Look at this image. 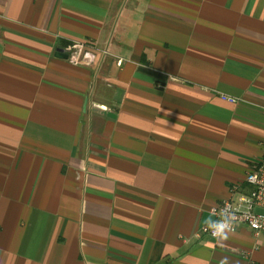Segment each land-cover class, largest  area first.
I'll list each match as a JSON object with an SVG mask.
<instances>
[{"label": "crops", "instance_id": "obj_1", "mask_svg": "<svg viewBox=\"0 0 264 264\" xmlns=\"http://www.w3.org/2000/svg\"><path fill=\"white\" fill-rule=\"evenodd\" d=\"M263 151L264 0H0V264H264Z\"/></svg>", "mask_w": 264, "mask_h": 264}, {"label": "built area", "instance_id": "obj_2", "mask_svg": "<svg viewBox=\"0 0 264 264\" xmlns=\"http://www.w3.org/2000/svg\"><path fill=\"white\" fill-rule=\"evenodd\" d=\"M68 58L75 64L91 65L97 55L96 49L89 42H73L67 46ZM122 60L118 61L121 65ZM223 100L235 103L236 97L221 95ZM246 194L239 201L231 198L220 201L211 208L215 217L212 224L203 225L201 232L217 238L223 231H236L249 228L254 236L264 234V151L252 168L247 172L245 180ZM240 184L230 187L231 195L241 190ZM260 210V211H259Z\"/></svg>", "mask_w": 264, "mask_h": 264}, {"label": "water", "instance_id": "obj_3", "mask_svg": "<svg viewBox=\"0 0 264 264\" xmlns=\"http://www.w3.org/2000/svg\"><path fill=\"white\" fill-rule=\"evenodd\" d=\"M56 55L63 57V58H68V54L65 49H58L56 52Z\"/></svg>", "mask_w": 264, "mask_h": 264}, {"label": "clouds", "instance_id": "obj_4", "mask_svg": "<svg viewBox=\"0 0 264 264\" xmlns=\"http://www.w3.org/2000/svg\"><path fill=\"white\" fill-rule=\"evenodd\" d=\"M221 235H222V233H221ZM226 238V237H225Z\"/></svg>", "mask_w": 264, "mask_h": 264}, {"label": "rangeland", "instance_id": "obj_5", "mask_svg": "<svg viewBox=\"0 0 264 264\" xmlns=\"http://www.w3.org/2000/svg\"><path fill=\"white\" fill-rule=\"evenodd\" d=\"M260 211V210H259Z\"/></svg>", "mask_w": 264, "mask_h": 264}]
</instances>
